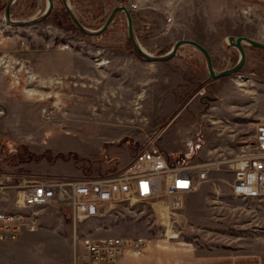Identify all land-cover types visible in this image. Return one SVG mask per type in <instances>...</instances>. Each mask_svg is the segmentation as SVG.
<instances>
[{"label": "rangeland", "instance_id": "obj_1", "mask_svg": "<svg viewBox=\"0 0 264 264\" xmlns=\"http://www.w3.org/2000/svg\"><path fill=\"white\" fill-rule=\"evenodd\" d=\"M52 1L51 13L37 24L0 26V170L112 176L132 161L146 139L157 136L166 155L188 153L189 163L212 164L207 179L181 196L183 208L174 224L178 238L158 235L171 217L166 198L154 209L141 202L119 203L104 219L80 227L88 233L98 227L94 237L177 242L182 254L237 251L257 243L254 230L264 228V202L233 197L230 184L240 141L264 121V51L244 43L245 63L238 74L220 78L234 85H213L196 48L184 45L166 62H144L132 49L123 14L90 37L70 24L61 0ZM6 2L0 0V18ZM69 4L89 29H98L115 6L126 5L135 35L149 54L164 55L177 40L193 39L208 50L215 72L238 60L228 36L264 43V0ZM46 5V0H16L11 19L36 18ZM188 142L200 148L188 150ZM18 209L16 193L0 191V212ZM39 216V229L24 231L11 242L13 248L2 251L3 257L13 264H76L70 217L49 208Z\"/></svg>", "mask_w": 264, "mask_h": 264}, {"label": "built area", "instance_id": "obj_2", "mask_svg": "<svg viewBox=\"0 0 264 264\" xmlns=\"http://www.w3.org/2000/svg\"><path fill=\"white\" fill-rule=\"evenodd\" d=\"M135 7L131 5L132 9ZM157 139V136L146 139L132 161L112 176L71 178L0 170V191L12 189L19 208L16 212H0V241L14 242L24 231L39 229V212L49 208L56 214L65 213L71 219L76 264H122L126 254L144 255L148 243L146 237H94L92 233L98 231V227L88 233L80 225L85 221L104 219L119 203L128 202L132 206V201L141 202L154 209V205L164 198L171 217L158 235L165 240L177 239L179 232L174 230V224L178 211L183 208L181 196L195 191L207 179L212 164L189 163L185 161L188 153L166 155ZM188 148L199 149L200 145L188 142ZM231 167L232 196L264 202V121L254 125L250 138L240 141ZM79 250L85 254L81 256Z\"/></svg>", "mask_w": 264, "mask_h": 264}, {"label": "water", "instance_id": "obj_3", "mask_svg": "<svg viewBox=\"0 0 264 264\" xmlns=\"http://www.w3.org/2000/svg\"><path fill=\"white\" fill-rule=\"evenodd\" d=\"M47 1V5L45 10L43 11V13L36 17V18H32V19H27V20H13L11 19V9L14 5V3L16 2V0H7L5 7L3 9V13H2V18L3 21L5 22V24L13 26V27H20V26H32L34 24H37L43 20H45L49 14L51 13L52 9H53V1L52 0H46ZM62 5L64 7V9L66 10L68 17L72 23V25L74 26V28L79 31L80 33L86 35V36H90V37H94V36H98L100 34H102L107 28L108 26L114 21V19L120 14L123 13L124 17H125V21H126V27H127V36L129 39V42L132 46V49L134 51V53L136 54V56L144 61V62H166L170 59H172L178 49L184 45H190L194 48H196L204 57L205 60V64H206V70H207V76L209 79L211 80H216L219 78H223L226 76H232V75H236L238 74V71L242 68V66L245 63V51L243 48V44L247 43L249 45H251L252 47L258 48L260 50L264 51V43L257 41V40H253L247 36H228L227 37V41H228V45L229 46H233L235 47L238 52H239V57L238 60L236 61V63L227 69L221 70L219 72H215L213 65H212V59L211 56L208 52V50L199 42H197L196 40L193 39H179L177 40L172 48L164 55H151L149 54L146 50H144L142 48V46L140 45L136 35H135V31H134V27H133V23H132V16H131V12L130 10L126 7V5L123 4H119L117 6H115L112 11L110 12V14L108 15V17L106 18L104 24L98 28V29H89L87 27H85L77 18V16L75 15L74 11L71 8V5L69 4V0H61Z\"/></svg>", "mask_w": 264, "mask_h": 264}, {"label": "crops", "instance_id": "obj_4", "mask_svg": "<svg viewBox=\"0 0 264 264\" xmlns=\"http://www.w3.org/2000/svg\"><path fill=\"white\" fill-rule=\"evenodd\" d=\"M63 66H67V64L65 63ZM212 84L234 85L220 78L212 81ZM47 174L53 173L52 171L49 173L45 172L42 176H49ZM254 232L257 243L248 248H242V250H200L185 254L177 251V246L180 243L147 238V249L144 255L134 257L133 255L126 254L122 260V264H264V228L255 229ZM7 248H13L12 243L0 241V264H13L12 261L7 260L2 255V251Z\"/></svg>", "mask_w": 264, "mask_h": 264}, {"label": "flooded vegetation", "instance_id": "obj_5", "mask_svg": "<svg viewBox=\"0 0 264 264\" xmlns=\"http://www.w3.org/2000/svg\"><path fill=\"white\" fill-rule=\"evenodd\" d=\"M4 7H5V5H4ZM4 7H3V9H4ZM66 11V10H65ZM112 10H110V12H111ZM110 12L107 14V17H108V15L110 14ZM2 13H3V10H2ZM67 13V12H66ZM120 14H123V13H120ZM68 15V14H67ZM106 17V18H107ZM106 18H105V20H106ZM68 20H69V22H70V24L72 25V23H71V21H70V19L68 18ZM79 20V19H78ZM105 20L102 22V24L98 27V28H100L103 24H104V22H105ZM80 21V20H79ZM4 25H7V24H5V22L3 21V18L1 17L0 18V26L2 27V26H4ZM8 26V25H7ZM110 26V25H109ZM109 26H108V28H109ZM11 27H13V26H11ZM107 28V29H108Z\"/></svg>", "mask_w": 264, "mask_h": 264}, {"label": "bare ground", "instance_id": "obj_6", "mask_svg": "<svg viewBox=\"0 0 264 264\" xmlns=\"http://www.w3.org/2000/svg\"><path fill=\"white\" fill-rule=\"evenodd\" d=\"M100 64L102 65V64H104V63L101 62Z\"/></svg>", "mask_w": 264, "mask_h": 264}, {"label": "snow or ice", "instance_id": "obj_7", "mask_svg": "<svg viewBox=\"0 0 264 264\" xmlns=\"http://www.w3.org/2000/svg\"><path fill=\"white\" fill-rule=\"evenodd\" d=\"M186 186V185H185Z\"/></svg>", "mask_w": 264, "mask_h": 264}]
</instances>
